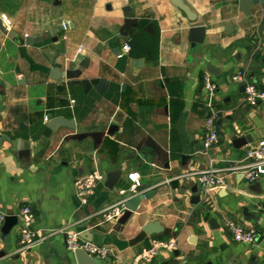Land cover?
<instances>
[{
  "label": "crops",
  "instance_id": "crops-1",
  "mask_svg": "<svg viewBox=\"0 0 264 264\" xmlns=\"http://www.w3.org/2000/svg\"><path fill=\"white\" fill-rule=\"evenodd\" d=\"M182 1L194 20L169 0H0V18L16 34L53 31L33 44L0 31V209L17 216L0 225V264H75L65 230L80 231V222L92 242L111 250L97 256L98 264H133L158 238L144 230L155 221L161 238L176 237L177 246L138 264H248L250 257V264H264V175L249 181L239 168L246 149L264 139V100L248 105L243 84L232 79L244 71L264 88V2L246 15L238 0ZM126 18L135 22L124 36ZM195 25L204 27V37L191 49ZM84 58L77 75L52 77L54 68L78 70ZM209 64L217 74L207 71ZM205 76L216 85L219 111V140L206 151ZM56 117L73 127L51 129L47 123ZM244 135L253 141L236 148L233 140ZM204 168L224 178L208 195L193 174ZM93 169L103 179L82 204L75 182ZM110 171L120 174L113 188L105 186ZM132 173L139 186L130 193ZM139 194L135 210L126 207L111 221L101 217L108 205ZM27 204L42 239L23 252L18 214ZM244 206L261 212L256 223L243 220ZM226 218L255 225L258 240L234 241Z\"/></svg>",
  "mask_w": 264,
  "mask_h": 264
},
{
  "label": "built area",
  "instance_id": "built-area-1",
  "mask_svg": "<svg viewBox=\"0 0 264 264\" xmlns=\"http://www.w3.org/2000/svg\"><path fill=\"white\" fill-rule=\"evenodd\" d=\"M2 22L6 27L10 26V20L6 17H2ZM130 50V45L124 43L122 51L124 53ZM236 82L243 84L244 100L248 105H256L259 101L264 100V88L260 89L256 84L248 78L246 73L238 71L232 77ZM203 85L206 91L204 97V103L207 108V115L204 119L205 136L203 138V149L206 151L211 146L218 143L219 135L216 125L218 118V109L214 106L213 95L215 92L216 85L208 76L203 79ZM245 157L247 162L241 165L240 172L249 181L257 180L261 175H264V139L259 140L256 144L249 146L246 149ZM194 177L196 181L202 185L206 195L213 187H219L224 185V178L222 175L216 172L213 168H204L195 171ZM103 175L98 169L81 175L77 178L76 185V196L78 200L85 204L90 195L94 192L97 184L102 181ZM130 185L128 192L133 193L139 186L137 173L129 175ZM125 191H122L124 193ZM126 198L122 197L116 202L108 205L101 211H99L104 221H111L117 219L126 209ZM5 212L0 209V225L3 223L5 218ZM33 213L32 208L27 204L23 205L18 214L19 221V239H20V251H28L33 248L42 237L38 231L33 227ZM225 227L230 231L234 241L244 244H253L259 238L258 228L253 224H242L233 219L226 218L224 220ZM66 234V248L69 251L80 249L90 256H106L109 255L111 250L104 245L88 241L80 237L79 231L77 230H65ZM177 246L176 237L170 238H157L152 240L150 247L142 250L134 258L133 264H138L140 261H149L156 256L162 250H172Z\"/></svg>",
  "mask_w": 264,
  "mask_h": 264
},
{
  "label": "water",
  "instance_id": "water-1",
  "mask_svg": "<svg viewBox=\"0 0 264 264\" xmlns=\"http://www.w3.org/2000/svg\"><path fill=\"white\" fill-rule=\"evenodd\" d=\"M173 5L177 6L178 8H180L185 15L188 17V19L190 20H194L196 18L195 13L190 9V7L184 3L182 0H169ZM258 2H264V0H238V6H239V10L242 11L244 14L249 15L250 14V6L254 3H258ZM135 22V19L133 18H126L124 20L123 25L121 26L120 29V34L121 35H127V30L129 28V26ZM66 26V23L62 24L59 26L58 29H63ZM0 31H2L6 36H8L9 38L13 39L16 43L18 44H33V43H40L43 40L47 39V38H52L51 33L53 31H47L44 33V35L41 36H25L22 37L18 34L15 33L14 30L10 29L9 27H6L3 22L2 19L0 18ZM55 31V30H54ZM204 37V27L202 25H195L190 27L189 29V38L191 40V49L195 48V46L198 43H201V41L203 40ZM87 59L84 58L80 64H79V68L78 70H73V69H68L65 70L64 72L62 71H58L57 69H52V74H53V78H59L62 76H65L66 78H70L73 77L75 75H77L84 67H86L87 65ZM207 71L213 74H217L218 73V69L216 67H214L213 65L209 64L207 66ZM103 85V82L100 81L96 87L100 88ZM47 125L55 130L57 129L58 126H67V127H73V121L72 120H68V119H63L62 117H56L51 119L50 121H48ZM104 129H107L108 131L111 130L112 125L111 126H106L104 127ZM3 137L0 138V142L2 141ZM253 138L251 135H244L241 137H235V139L233 140V145L236 148H239L243 145H247L248 143L252 142ZM119 173L118 171H110L107 176H106V181H105V186L108 188H113L114 184L117 181H120L119 178ZM143 187H140L139 189H142ZM143 198V194H139L136 195L134 198H132L131 200H128L125 205L126 207L135 210V206L136 204H138V202L140 201V199ZM85 213L87 214L88 211L85 210ZM242 216H243V220L252 222V223H256L257 220L259 219V217L261 216V212L259 211H252L249 210L246 206L243 207L242 209ZM76 219L80 218L79 216H75ZM203 218L205 220H207L209 222V224L212 227H216L217 223L216 221L210 217V214L208 212H205L203 215ZM5 224L10 226L13 223H16L17 221V216L13 215L12 213L8 212L5 215ZM78 228H79V235L80 237H82L85 240L88 241H93V233L85 228V223L84 222H80L78 224ZM144 230L147 233H154L157 235L158 238L163 237V231H162V226L160 225V223L158 221L155 222H147L145 224ZM74 260H75V264H98L97 259L99 257L97 256H90L89 254H87L86 252L80 250V249H76L74 251L71 252ZM254 258L250 257V261L248 264H250L252 262ZM235 261L238 262V260L236 259Z\"/></svg>",
  "mask_w": 264,
  "mask_h": 264
}]
</instances>
